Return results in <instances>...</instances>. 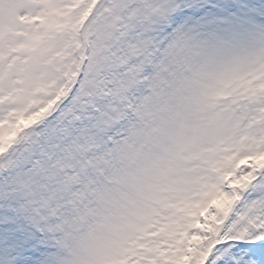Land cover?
<instances>
[{"label": "snow or ice", "instance_id": "snow-or-ice-1", "mask_svg": "<svg viewBox=\"0 0 264 264\" xmlns=\"http://www.w3.org/2000/svg\"><path fill=\"white\" fill-rule=\"evenodd\" d=\"M0 264H264V0H0Z\"/></svg>", "mask_w": 264, "mask_h": 264}]
</instances>
